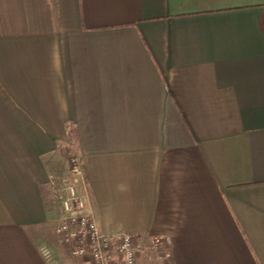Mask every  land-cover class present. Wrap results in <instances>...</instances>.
<instances>
[{
	"label": "crops",
	"instance_id": "1",
	"mask_svg": "<svg viewBox=\"0 0 264 264\" xmlns=\"http://www.w3.org/2000/svg\"><path fill=\"white\" fill-rule=\"evenodd\" d=\"M70 156L100 232L264 264V0H0V264H78Z\"/></svg>",
	"mask_w": 264,
	"mask_h": 264
},
{
	"label": "built area",
	"instance_id": "2",
	"mask_svg": "<svg viewBox=\"0 0 264 264\" xmlns=\"http://www.w3.org/2000/svg\"><path fill=\"white\" fill-rule=\"evenodd\" d=\"M69 177L54 192L58 205L57 233L69 255L78 264H163L168 259L167 240L153 237L141 245L136 236L119 232L99 231L93 213L87 207L85 195L78 192L82 178L79 160L69 158Z\"/></svg>",
	"mask_w": 264,
	"mask_h": 264
},
{
	"label": "rangeland",
	"instance_id": "3",
	"mask_svg": "<svg viewBox=\"0 0 264 264\" xmlns=\"http://www.w3.org/2000/svg\"><path fill=\"white\" fill-rule=\"evenodd\" d=\"M70 157H71V156H70ZM70 157H69V158H70ZM68 162H69V159H68ZM51 208H54V209H56V206H55L54 204H53V205L51 204ZM65 248H66V249H67V251H68V247H66V246H65ZM68 255H69V251H68Z\"/></svg>",
	"mask_w": 264,
	"mask_h": 264
}]
</instances>
